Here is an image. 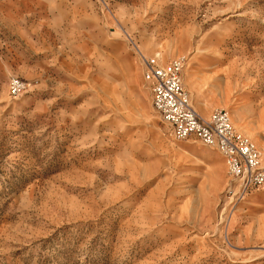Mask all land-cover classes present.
Instances as JSON below:
<instances>
[{"label":"rangeland","instance_id":"1","mask_svg":"<svg viewBox=\"0 0 264 264\" xmlns=\"http://www.w3.org/2000/svg\"><path fill=\"white\" fill-rule=\"evenodd\" d=\"M179 59L264 159V0H0V264H264V184L153 107Z\"/></svg>","mask_w":264,"mask_h":264},{"label":"built area","instance_id":"2","mask_svg":"<svg viewBox=\"0 0 264 264\" xmlns=\"http://www.w3.org/2000/svg\"><path fill=\"white\" fill-rule=\"evenodd\" d=\"M184 59L160 67L154 61L145 62V80L151 84L152 104L160 118L172 129L177 141L195 138L204 146L220 153L232 178L244 188L264 184L262 151L235 129L226 109L215 110L209 118L194 108L190 92L183 82ZM23 84L11 82L12 95L20 94Z\"/></svg>","mask_w":264,"mask_h":264}]
</instances>
